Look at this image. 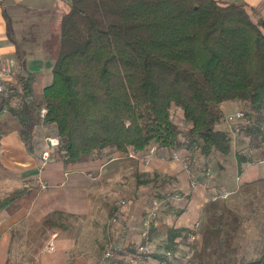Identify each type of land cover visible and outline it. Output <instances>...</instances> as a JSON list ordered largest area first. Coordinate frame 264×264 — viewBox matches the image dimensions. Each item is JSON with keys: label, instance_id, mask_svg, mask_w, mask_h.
<instances>
[{"label": "trees", "instance_id": "16d2710c", "mask_svg": "<svg viewBox=\"0 0 264 264\" xmlns=\"http://www.w3.org/2000/svg\"><path fill=\"white\" fill-rule=\"evenodd\" d=\"M58 16L49 41L51 81L37 94L34 76L18 72L0 93V113L7 110L17 119V133L33 157L39 159L45 146L33 125L52 130L45 136L58 139L53 154L63 162L99 156L106 147L140 154L152 146L183 148L197 150L204 160L215 153L229 155L231 134L217 126L223 118L220 104L239 100L241 115L231 130L260 152L234 151L238 172L261 160L264 18L254 19L246 4L69 0ZM172 105L182 111L185 127L172 118ZM2 132L0 126V137ZM152 177L154 197L174 194L167 175L153 172ZM24 193H9L0 209ZM187 230L170 226L169 242L181 231L187 237ZM156 257L166 259V254Z\"/></svg>", "mask_w": 264, "mask_h": 264}, {"label": "crops", "instance_id": "0c3cea01", "mask_svg": "<svg viewBox=\"0 0 264 264\" xmlns=\"http://www.w3.org/2000/svg\"><path fill=\"white\" fill-rule=\"evenodd\" d=\"M68 1L0 0V60L13 57L15 53V42L9 38L1 16L2 5L10 3V7L15 9L24 6L40 9L39 12L47 20L51 17L49 15L46 18L45 15L53 13L50 23L53 24L59 17L58 12ZM220 1L246 4L251 8V14H254L253 10L255 12L258 5L264 7V0ZM14 22L17 25L24 24L22 18L13 19L10 25L14 26ZM23 44L26 50L20 59L24 61L22 69L32 73L33 89L40 94L45 82L51 81V76L40 78L38 74L42 70L40 72L37 69L33 73L35 61L30 58L36 48L39 56L46 58V53L38 45L32 47L29 42ZM52 61L50 57L43 66L44 69L48 67L49 73ZM1 121L4 126L11 125L4 128L0 124L3 131L0 137V194L9 190L0 200L14 190L24 189L25 193L0 209V264H96L97 260L91 256L93 253L90 250L102 244L105 249L136 248L144 242L152 245L159 235L165 236L170 226L193 229L196 221L200 225L205 206L211 201V194L224 188L232 192L242 183L253 192L257 184L264 182V168L257 167L260 162L264 164L262 160L244 165L240 172L235 159L229 165L217 164L218 169H194L192 175L182 168L179 159L172 158L171 149L155 146L147 164L143 158L149 151L144 155L132 150L121 152L110 147L104 148L99 156L86 155L74 162H63L58 158L43 162L41 157L37 159L26 150L14 121ZM207 170L212 172V177L203 186L202 175ZM153 172L170 178L169 186L174 194L167 199L173 206L169 211L160 210L151 224L152 228L144 235L146 208L149 200L156 197L150 194L155 187L150 181L143 182L142 179ZM193 177L201 181L193 185ZM67 184L69 187L65 188ZM175 194L181 195L179 200L174 199ZM90 217H93L91 221ZM97 221H100V225ZM35 228L41 230L44 239L38 251L32 253L27 235ZM249 229L253 232L252 228ZM51 234L55 236V249L48 253L42 249ZM175 241H178L177 237ZM246 245V264L264 263V242L249 238Z\"/></svg>", "mask_w": 264, "mask_h": 264}, {"label": "rangeland", "instance_id": "374dc122", "mask_svg": "<svg viewBox=\"0 0 264 264\" xmlns=\"http://www.w3.org/2000/svg\"><path fill=\"white\" fill-rule=\"evenodd\" d=\"M24 4L28 5L27 3ZM35 5L40 6V4ZM10 6V3L2 5L1 16L5 21L6 26L9 23L10 35L8 36L13 42H15L14 56L8 57L14 59V80L18 72L32 74L31 72L27 73V71L24 72L21 68L24 61H21L20 59L23 51L26 50L23 43L26 42L31 43L32 47H36V45H38L46 53L47 57L43 58L36 52L38 50L36 48L32 51V54L34 55H32L30 59L35 61L32 72L35 73V69L40 72L42 70L38 76L40 78H48L49 75L51 76V72L49 73L48 67L47 69H44L43 66L45 62H47V59L51 57L49 41L52 25L50 23L53 20V13H48L45 15L46 18L49 17V15L51 17L50 20H47L43 18L42 15L44 14L39 12L41 11L40 9L34 10L28 6H24L22 9L16 7L15 9L14 7ZM257 7V10H255V12L253 10L254 14L251 15L256 17H264L263 5L260 4ZM248 10L249 12L252 11L251 8H248ZM21 13L24 15L22 16ZM17 18H22L24 24L21 25L18 23L17 25L15 21L14 26L10 25L11 22H13V19L16 20ZM21 38H23V41ZM49 82L50 80L46 81L45 84H48ZM242 106L243 104L239 100H227L220 104V108L223 112V118L220 120L217 126L219 128L229 130L231 134L232 152L229 155L215 153L212 154L208 160H204L202 154H200L197 150H194V152H189L183 148L171 149L175 150L179 156L183 155L184 159H188L190 161L192 167L191 174L192 172L194 174V169H205L208 167L211 170L214 168L218 169L217 164H221L222 166L232 164L235 160L233 153L236 150L241 149L245 152L252 150L259 154V147L249 146L244 140L243 142L240 141L242 137L237 136L235 131L231 130V125L237 118L229 119L228 116L233 115L237 110L240 111ZM171 114L174 121L180 124L181 127H185V123L182 121V111L179 108L172 105ZM2 119H7L11 122L14 121V123L17 124V119L10 115L7 110H3L0 114V124L2 127L8 128V126L11 124L4 126V123L1 121ZM32 128L35 133H38L40 144H44L46 141L45 135L50 134L52 131L51 129L37 125H33ZM55 156L56 155L53 154V147H51L49 157L46 159V161L50 160V158H55ZM257 165L258 168H261L259 166L264 168V164L261 162ZM210 170H207L210 175L207 176L205 173L202 175L203 181H208V179L212 177V172ZM147 176L152 178L150 184H152L153 187L154 181L152 174L148 173ZM143 177L145 178L146 176L144 175ZM68 187L69 185L67 184L65 188ZM227 190L230 191V194L227 198L218 199L215 201L211 200L205 206V213L200 225L195 229L189 228L187 230V237L184 236V231H181L180 236L177 237L178 241L169 242V238L167 237V229L165 236L159 235L154 241V244L149 245L145 242L142 243L147 245L148 251L146 252L147 254H141V264H246L245 255L247 252V240L249 238H255L259 243L264 242V182L257 184L253 192L249 190V187H247L244 183L239 185L238 188L232 192L229 189ZM8 192L9 190H5L3 194H0V197L6 195ZM154 192H157L156 188L155 190L153 188L150 194L154 196ZM180 196L181 195L179 194H175L174 199L179 200ZM149 197L150 196H148V198ZM160 198L161 197L157 198L160 201L159 212L160 210H164L163 212L171 210L169 208L173 205L170 203L169 199L164 198L165 200H162ZM92 218L93 217H90V221ZM97 224L100 225V221H97ZM249 227L253 229V232L251 229H249ZM52 235L53 234L50 236ZM48 238L49 236L47 239ZM43 239L42 232L39 228L32 229L27 235V241L30 243L32 253L38 251ZM173 244H176V249L174 250H170L166 247H173ZM102 246L103 244L94 250H90L93 253L91 256H94L95 260H97L96 264H98L99 260L102 258L103 250L105 249ZM213 246H215V249ZM132 248L136 249L135 247ZM164 254H166V259L156 257L163 256Z\"/></svg>", "mask_w": 264, "mask_h": 264}, {"label": "built area", "instance_id": "2783aa9c", "mask_svg": "<svg viewBox=\"0 0 264 264\" xmlns=\"http://www.w3.org/2000/svg\"><path fill=\"white\" fill-rule=\"evenodd\" d=\"M14 59L13 58H5L3 60H0V93L5 91L6 86L8 83L14 82ZM44 112V109H41V114ZM241 111H236L233 115H229V119L240 117ZM46 146L41 151V159L43 162L46 161V159L49 157L50 148L57 145L58 139L54 137H46ZM154 152V146L150 148L149 152L144 156L143 160L144 163H149L151 159V155ZM171 156L174 159H179L181 161L182 168L188 173L191 174L192 168L190 166V162L188 159H184L183 157L179 156V154L175 151H171ZM261 160L264 162V155L262 156ZM205 174L208 176L210 175L209 172H205ZM192 184L199 183L200 180L195 179L193 177L191 179ZM206 180H202L201 184L203 186H206ZM230 194V191L227 189H221L213 194L210 195V200L215 201L221 198H227ZM159 207H160V201L157 198H152L149 200L148 207L146 208V214L143 218V227L144 232L143 234L146 235L148 232V229L152 222L156 219V217L159 214ZM199 225V221L194 222L193 228H197ZM55 249V236L52 235L45 243L42 251L46 252H53ZM148 251V247L146 244H139L136 247L135 252H130L126 254H119L116 250V247H109L104 250L101 260L98 264H141L142 258L141 254ZM168 252V251H167Z\"/></svg>", "mask_w": 264, "mask_h": 264}]
</instances>
